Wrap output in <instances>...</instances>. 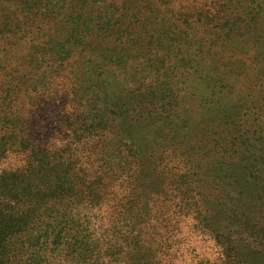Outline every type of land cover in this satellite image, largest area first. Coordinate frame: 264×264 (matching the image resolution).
<instances>
[{"label": "rangeland", "instance_id": "obj_1", "mask_svg": "<svg viewBox=\"0 0 264 264\" xmlns=\"http://www.w3.org/2000/svg\"><path fill=\"white\" fill-rule=\"evenodd\" d=\"M1 171L12 264H264V0H0Z\"/></svg>", "mask_w": 264, "mask_h": 264}, {"label": "trees", "instance_id": "obj_2", "mask_svg": "<svg viewBox=\"0 0 264 264\" xmlns=\"http://www.w3.org/2000/svg\"><path fill=\"white\" fill-rule=\"evenodd\" d=\"M8 175L7 171L0 172V264H12L15 253L12 240L24 232L29 222L24 220L27 214L25 205H19L10 195L12 189L8 186Z\"/></svg>", "mask_w": 264, "mask_h": 264}]
</instances>
